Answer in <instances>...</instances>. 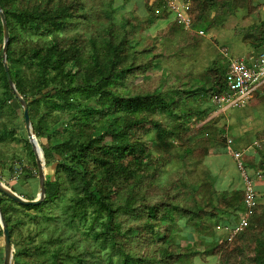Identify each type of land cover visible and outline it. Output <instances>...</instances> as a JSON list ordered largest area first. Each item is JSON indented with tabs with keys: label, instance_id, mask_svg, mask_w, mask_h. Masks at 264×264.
Segmentation results:
<instances>
[{
	"label": "trees",
	"instance_id": "1",
	"mask_svg": "<svg viewBox=\"0 0 264 264\" xmlns=\"http://www.w3.org/2000/svg\"><path fill=\"white\" fill-rule=\"evenodd\" d=\"M170 1L187 5L189 27ZM251 1L146 0L145 15L135 4L118 19L115 0H0L10 73L53 169L40 204L0 196L13 264H195L196 257L210 256L218 264H264V204L232 240L217 237L216 227L244 211V179L241 173L242 189H218L215 173L202 163L209 141L222 138L227 145V139L218 126L193 125L211 115L213 97L228 87V63L190 70L189 79L171 69L159 78L148 75L167 56L196 51L208 30ZM162 21L168 25L154 39L137 34ZM194 29L204 33L188 36ZM236 33L264 52V12ZM3 44L0 14V143L23 137L38 176L27 132L18 137L23 107L7 77ZM259 148L264 157V141ZM4 152L0 147V164L14 172ZM251 160L244 157L257 170ZM174 161L181 166H168ZM259 164L264 167L261 158ZM31 171L22 167L21 174L33 177ZM183 222L202 240L178 242Z\"/></svg>",
	"mask_w": 264,
	"mask_h": 264
},
{
	"label": "rangeland",
	"instance_id": "2",
	"mask_svg": "<svg viewBox=\"0 0 264 264\" xmlns=\"http://www.w3.org/2000/svg\"><path fill=\"white\" fill-rule=\"evenodd\" d=\"M145 1L146 0H115V15L118 19L121 16L132 9L135 4L139 6V13L142 15L146 14L145 10ZM197 2V0H195ZM195 1L189 0L188 3L194 4ZM172 3V2H171ZM173 4V3H172ZM182 7V11L186 13V6L180 5ZM264 12V0H252L247 7L239 8L234 14L229 16V18L225 21L224 25L214 26L210 30H208L203 36V42L200 43L196 49V51H188L186 56L174 55L167 56V58L163 61L161 66L156 67L153 71H149L148 75L159 78L164 73H167L168 69H171L170 72H179L185 76V78L189 79L192 77L190 75V70L195 73L203 71L206 67L211 66L214 61H217L220 64L227 63L230 59H245L246 61H250L251 55L257 56L260 51H256L247 40L243 39V35H238L236 31L243 27H251L256 22H258L259 17H262ZM175 13V12H174ZM176 16V14H174ZM172 15L171 19H174L175 16ZM214 15V13L212 14ZM168 25L167 21H162L156 26L150 27L149 29H143L138 31V35L140 37L152 40L156 36V31L160 28L166 27ZM198 30H194L188 33V36H197ZM160 48V45L158 44ZM162 50V48H161ZM141 81V78L138 79ZM214 100V98H213ZM217 106L215 110L211 113L209 117L201 122H194L193 125L195 127H200L204 124H209L212 127L217 128L218 130L222 129L221 126L228 125V128L223 134L225 137H234L237 140V143L234 144V148L237 147V144L243 140H246L248 143L260 142L261 139L257 140L256 135L257 132L260 133L262 137V133L264 132V88H260L257 90L252 97L241 101L237 105H231L227 109L223 110V107L226 103H222L221 105L216 103ZM228 104V103H227ZM221 109L223 111H221ZM19 121H20V129L18 137L24 136L27 132L25 131L23 124V111L21 108H18ZM248 123L247 127L245 124ZM221 135L220 133H218ZM233 138V139H234ZM235 141V140H234ZM218 143L214 141H209L208 145L210 147L209 155L203 161V166L209 167L214 173L215 177L218 180V185L220 187L223 186L225 179L226 182L237 181L238 177L241 175V171L238 167V160L235 158L234 153L232 156L225 148L224 143L222 142V138L218 139ZM261 142L259 143V145ZM256 146V147H259ZM0 147H3L6 153L5 160L7 162L13 164L14 172L6 169V175L9 177L17 178V186H15V190L17 192L23 193L25 198H32L39 191V178L37 176L35 167L28 162V148L26 147V142L23 140H10L8 145L3 146V143H0ZM225 148V149H224ZM257 154H263L261 152L262 148L256 149ZM228 151V152H226ZM15 157V161L11 162V157ZM245 156V155H244ZM242 157V160L244 159ZM3 156L0 155V158ZM217 158H219L217 160ZM261 161L264 162V157L261 155ZM214 159L218 161L219 164L222 165V168H226L227 174H222L220 168H216V165L212 162ZM22 160V162H21ZM251 162H254V158H252ZM23 163V164H21ZM172 168L180 167L181 163H177L174 161L172 164L168 165ZM167 166V167H168ZM7 167V166H5ZM4 167V170H5ZM22 167L31 168V175L33 178L28 179V177H23L21 174ZM202 166H200L201 168ZM46 176H52L53 169L51 166L45 167ZM26 173V171H24ZM36 174V175H35ZM8 177V178H9ZM220 178L222 181L220 182ZM242 181V179H241ZM38 190V191H37ZM261 195V190H258ZM38 195V193H37ZM28 199V198H27ZM261 204H264L260 201ZM239 222V218L234 217L233 221L220 224V227H216V235L222 241L227 238L232 240L235 232L234 229L237 227ZM234 223V224H232ZM182 228L178 232L177 241L182 243L183 245L192 244L195 241H201L202 235L197 233L194 229L189 226H186L185 223H182ZM227 228V229H226ZM230 228V229H228ZM3 230V229H2ZM26 230V229H25ZM3 241L4 236L2 235ZM208 241H210V237H205ZM2 253H5V249L2 248ZM195 264H218L217 256H210L208 259L204 260L202 257L195 258Z\"/></svg>",
	"mask_w": 264,
	"mask_h": 264
},
{
	"label": "built area",
	"instance_id": "3",
	"mask_svg": "<svg viewBox=\"0 0 264 264\" xmlns=\"http://www.w3.org/2000/svg\"><path fill=\"white\" fill-rule=\"evenodd\" d=\"M170 6L180 20L185 23L186 27H189L191 23L190 16L182 11V7L176 1H170ZM198 32L200 34L204 33L202 30ZM257 56L251 57L250 61H246L245 59H230L226 73L228 87L225 91L213 97L216 103L220 105L226 103L228 106L237 105L241 101L252 97L259 90V87L264 85V52H261ZM261 141H264V139ZM260 142H256L255 145L258 146ZM234 156L238 160V167L243 175L245 185V210L241 220L233 231L235 235L248 224V219L259 204V200L256 184L242 160L243 154L234 152Z\"/></svg>",
	"mask_w": 264,
	"mask_h": 264
},
{
	"label": "water",
	"instance_id": "4",
	"mask_svg": "<svg viewBox=\"0 0 264 264\" xmlns=\"http://www.w3.org/2000/svg\"><path fill=\"white\" fill-rule=\"evenodd\" d=\"M0 14H1V19H2L3 28H4L3 62H4V66L7 72V77H8L10 86L15 92L16 97L19 99L23 107L25 128L28 134V138L32 144L35 156H36L39 186H40L38 196L35 199L29 200L23 197L22 195L16 193L10 187L6 186L3 181L0 180V193L6 195L7 197L21 204L37 205V204H40L46 197V186H45L46 161L43 159V150L38 141V138H37V135L34 129V125L32 123V120L29 114V105L27 101L24 99V97L18 92L16 85L13 81L12 75L10 73L9 65L7 62V48H8V42H9L10 35H9L7 17H6L5 12L2 9L1 4H0ZM0 224L2 226L3 236H4V249H5L4 264H13L14 263V253H13L14 250H13V245L11 241V234H10L8 222L4 216V213L1 207H0Z\"/></svg>",
	"mask_w": 264,
	"mask_h": 264
},
{
	"label": "crops",
	"instance_id": "5",
	"mask_svg": "<svg viewBox=\"0 0 264 264\" xmlns=\"http://www.w3.org/2000/svg\"><path fill=\"white\" fill-rule=\"evenodd\" d=\"M228 62V61H227ZM229 106L228 105H225L224 107H223V110H225V109H227ZM222 109H221V111H223ZM247 125H248V123H246L245 124V127L244 128H246L247 127ZM222 127V129H220V130H218V132H220V133H222V134H224L225 133V131L229 128L230 129V127L227 125H223V126H221ZM234 137H231V136H229V137H226V142H227V145H225L224 147L226 148L227 147V149H228V151L230 152V153H228V154H230L231 156H232V153H234V152H240V153H242L243 154V156L244 157H249V158H254V162H255V166L258 168L257 170L255 169V168H253L250 164H249V162L247 163V166H248V168H249V170H250V172L255 176V178H256V182H257V185H258V190H261V195L262 196H260L261 197V199H260V201L262 202V203H264V167H262L260 164H259V160H260V155L259 154H257L258 152H257V148L258 147H256V145H255V141H254V143H248L246 140H243V141H241L240 143H238L237 144V147L236 148H234V144L235 143H237V140H236V138H234ZM256 138H257V140H259L258 139V132H257V135H256ZM235 140V141H234ZM214 142H216V143H219L218 142V140H214ZM224 148V149H225ZM228 151H226V152H228ZM219 158H217V160H218ZM216 159H215V162H212V161H210L211 163H214L215 165H216V168H220V171H221V173L222 174H227L226 173V168H222L221 167V165H222V162H221V164H219L218 163V161H217ZM7 168H5V170H4V167L0 164V180L1 181H3L4 183H5V185L6 186H8V187H10L12 190H14L16 193H18V194H20V195H22L23 196V193H21V192H17L16 190H15V186H17V180H18V177L17 178H13V177H9L8 175H6V170ZM9 177V178H8ZM31 178H33V177H29L28 179H31ZM232 179V182H229V183H227L226 181V179H225V181H224V184H223V186L222 187H220V188H218L219 190H228V191H233V190H235V189H242V181H241V175L238 177V180L237 181H233V178H231ZM222 181V178H220V182ZM38 191V190H37ZM38 193H39V191H38ZM1 194L2 193H0V196H1ZM38 196V195H37ZM36 196V197H37ZM24 197V196H23ZM2 248H4V241H3V238H2V236H0V264H1V254H2ZM4 255H5V253H4ZM2 264H4V260L2 261Z\"/></svg>",
	"mask_w": 264,
	"mask_h": 264
},
{
	"label": "clouds",
	"instance_id": "6",
	"mask_svg": "<svg viewBox=\"0 0 264 264\" xmlns=\"http://www.w3.org/2000/svg\"><path fill=\"white\" fill-rule=\"evenodd\" d=\"M176 14V13H175ZM177 16V15H176ZM195 30V29H194ZM203 31V30H202ZM261 53V52H260ZM251 57H252V55H251ZM229 61L230 60H228V66H229ZM243 161H244V159H243ZM244 164H245V166H246V168H247V170L249 171V173L251 174V176H252V178H255V176L250 172V170H249V168H248V166H247V164H246V162L244 161ZM256 179V178H255ZM255 184H257V182H255ZM27 199V198H26ZM260 203V202H259ZM244 210H245V201H244ZM243 212L244 211H242L241 212V215H240V217H239V221L241 220V218H242V214H243ZM249 220V219H248Z\"/></svg>",
	"mask_w": 264,
	"mask_h": 264
}]
</instances>
